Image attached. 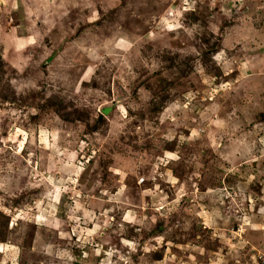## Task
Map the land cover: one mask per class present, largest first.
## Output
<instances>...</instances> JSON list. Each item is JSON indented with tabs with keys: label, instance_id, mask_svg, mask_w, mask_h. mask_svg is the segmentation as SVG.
Instances as JSON below:
<instances>
[{
	"label": "rangeland",
	"instance_id": "rangeland-1",
	"mask_svg": "<svg viewBox=\"0 0 264 264\" xmlns=\"http://www.w3.org/2000/svg\"><path fill=\"white\" fill-rule=\"evenodd\" d=\"M0 264H264V0H0Z\"/></svg>",
	"mask_w": 264,
	"mask_h": 264
},
{
	"label": "trees",
	"instance_id": "trees-1",
	"mask_svg": "<svg viewBox=\"0 0 264 264\" xmlns=\"http://www.w3.org/2000/svg\"><path fill=\"white\" fill-rule=\"evenodd\" d=\"M111 109V107H104L102 113L105 114Z\"/></svg>",
	"mask_w": 264,
	"mask_h": 264
}]
</instances>
